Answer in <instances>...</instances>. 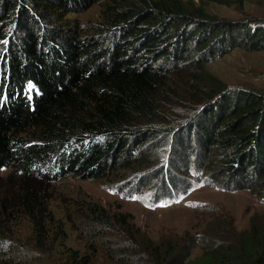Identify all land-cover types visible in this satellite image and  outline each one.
Returning a JSON list of instances; mask_svg holds the SVG:
<instances>
[{
    "label": "trees",
    "instance_id": "trees-1",
    "mask_svg": "<svg viewBox=\"0 0 264 264\" xmlns=\"http://www.w3.org/2000/svg\"><path fill=\"white\" fill-rule=\"evenodd\" d=\"M97 1L0 0V264L41 262L55 247L58 264H93L51 234L64 228L46 189L66 177L135 183L154 203L200 185L264 203V87L229 85L205 67L236 48L263 50L264 22L216 20L183 0H99L88 29L66 23ZM85 206L132 231L123 214ZM16 219L29 236L13 252ZM233 224L147 240L148 250L135 232L123 251L103 249L112 264H264V212L248 229Z\"/></svg>",
    "mask_w": 264,
    "mask_h": 264
},
{
    "label": "rangeland",
    "instance_id": "rangeland-1",
    "mask_svg": "<svg viewBox=\"0 0 264 264\" xmlns=\"http://www.w3.org/2000/svg\"><path fill=\"white\" fill-rule=\"evenodd\" d=\"M183 1L186 6L194 4L202 8L208 17L216 20L253 19L255 22H264V0H232L229 4L206 0ZM86 8L85 11L67 15L65 22L72 23L70 19L74 17L79 25L88 29L99 19L102 1L98 0ZM205 67L229 85L254 84L264 87V49L246 51L236 48L217 61H209ZM8 174L9 169H2L3 177ZM46 191L53 216L63 222L64 228L63 231L56 229V232L51 233L52 236L56 234V237L61 238L68 246L90 257L93 264H112L103 247L112 246L115 253L121 252L132 245L130 241L135 232L139 234V239L144 240L142 248L148 250L150 245L147 240L175 242L188 237L187 232L201 237L207 233L205 231L208 228L223 219L229 220L230 217L233 218V226L236 229L245 230L249 227L252 214L264 212V203L248 190L227 192L215 186L205 185H200L185 196L164 204L153 203L148 195L149 191L145 188L139 189L135 183L126 186L121 183L111 185V182L105 179L66 177L49 186ZM89 201L104 207L109 216L123 214L130 222L127 228L132 231L119 226L112 229L95 221L94 216H88V212L79 207L80 203L85 206ZM85 208L88 209L86 206ZM80 217L83 219L78 222ZM26 224V220L14 221L17 244L6 250L17 252L16 246L26 241L29 236V227L26 229ZM57 251L55 247L51 252L41 254V262L35 260L33 264H58L61 254H57ZM24 252L28 256L37 254L33 248ZM191 252V257L199 256L202 249L196 246ZM135 258L138 261L143 259L142 256Z\"/></svg>",
    "mask_w": 264,
    "mask_h": 264
},
{
    "label": "clouds",
    "instance_id": "clouds-1",
    "mask_svg": "<svg viewBox=\"0 0 264 264\" xmlns=\"http://www.w3.org/2000/svg\"><path fill=\"white\" fill-rule=\"evenodd\" d=\"M192 190H193V189H192ZM192 190H191V191H192ZM189 192H190V191H189ZM189 192H188V193H189ZM186 194H187V193H186ZM186 194H185V195H186ZM185 195H182V196H185ZM182 196H180V197H182ZM180 197H178V198H180ZM178 198H177V199H178ZM177 199H174V200H177ZM174 200H172V199H165V200L155 201V203H162V204H164V203H167V202H170V201H174ZM152 202H153V201H152ZM153 203H154V202H153Z\"/></svg>",
    "mask_w": 264,
    "mask_h": 264
},
{
    "label": "snow or ice",
    "instance_id": "snow-or-ice-1",
    "mask_svg": "<svg viewBox=\"0 0 264 264\" xmlns=\"http://www.w3.org/2000/svg\"><path fill=\"white\" fill-rule=\"evenodd\" d=\"M29 88L31 89V88H32V86H31V85H29ZM133 199H135V197H133ZM161 206H163V205H161Z\"/></svg>",
    "mask_w": 264,
    "mask_h": 264
}]
</instances>
